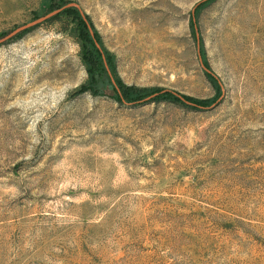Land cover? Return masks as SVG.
<instances>
[{"label": "rangeland", "instance_id": "obj_1", "mask_svg": "<svg viewBox=\"0 0 264 264\" xmlns=\"http://www.w3.org/2000/svg\"><path fill=\"white\" fill-rule=\"evenodd\" d=\"M0 264H264V0H0Z\"/></svg>", "mask_w": 264, "mask_h": 264}, {"label": "trees", "instance_id": "obj_2", "mask_svg": "<svg viewBox=\"0 0 264 264\" xmlns=\"http://www.w3.org/2000/svg\"><path fill=\"white\" fill-rule=\"evenodd\" d=\"M88 45H89L90 49L94 47L93 42L91 40H89Z\"/></svg>", "mask_w": 264, "mask_h": 264}]
</instances>
